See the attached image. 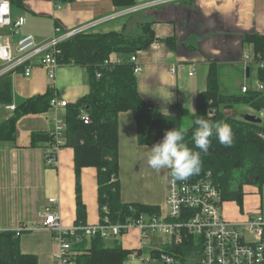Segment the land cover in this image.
<instances>
[{
	"label": "crops",
	"instance_id": "0c3cea01",
	"mask_svg": "<svg viewBox=\"0 0 264 264\" xmlns=\"http://www.w3.org/2000/svg\"><path fill=\"white\" fill-rule=\"evenodd\" d=\"M150 1L153 0H136V3L142 5ZM27 3L29 14L27 18L23 16L26 24L22 33L32 34L39 41L50 38L56 26L62 31L75 30L108 16L115 18L99 26V32L124 31L134 35L141 25L152 23L157 41L148 50L139 53L138 60L143 71L137 79L144 100L150 106L160 108L166 115H176L171 107L178 103L193 113L197 96L206 89L211 63H217L225 77L232 75L235 78L233 87L228 85L229 79L225 78L228 91L236 88L238 91L245 85L253 87L258 81L257 69L250 67L247 75L243 65V56L254 52L252 46L244 44V37L248 34L264 36V0H184L132 14L117 9L112 0H76L73 3H59L60 8L51 0ZM167 38L177 41L175 49L163 41ZM181 61L196 62L198 71L195 75L189 77L187 71H182L172 76L170 67ZM254 74L256 81L248 83L249 79L253 80ZM238 75L243 79L239 80ZM10 79L13 102L10 105L0 102V124L14 112L7 109L8 106L17 107L32 97L45 94L49 89H53L60 99L69 104H75L90 92L86 69L75 64L60 66L53 80L41 67L35 68L30 77L17 74ZM233 110V115L232 110L228 112L229 116L244 121L245 116H257L258 113L247 105L241 107L243 113L236 108ZM55 115L54 111L49 110L44 114L23 116L16 125V140L0 141V233L15 232L20 226L26 227L27 230L19 236L20 250L25 255L37 256L38 264H56L54 255L58 245L52 232L28 228L41 224L48 207L60 213L64 227H75L76 221L73 148L64 147L59 152L57 168H49L45 164L49 142L32 145L33 134L51 132ZM261 124L264 126L263 120ZM119 127L122 201L166 209L169 170L158 173L149 167L147 160L152 147L139 144L131 113L120 114ZM97 177L96 168L88 167L81 171L87 226L100 223ZM50 199H56V204H51ZM263 200L264 186H245L243 205L226 201L223 214L227 220L235 222L247 220L256 214L264 216ZM152 243H156V240ZM105 244L108 247L119 245L134 252L143 247V238L138 229H131L120 237L107 240ZM143 253L148 255L149 249L143 250ZM123 264L144 263L129 258ZM149 264L162 263L155 261Z\"/></svg>",
	"mask_w": 264,
	"mask_h": 264
},
{
	"label": "trees",
	"instance_id": "16d2710c",
	"mask_svg": "<svg viewBox=\"0 0 264 264\" xmlns=\"http://www.w3.org/2000/svg\"><path fill=\"white\" fill-rule=\"evenodd\" d=\"M32 0H10L14 8H24ZM76 0H55L57 3H73ZM119 10H127L137 5L136 0H112ZM157 41L152 23L141 25L139 32L130 35L124 31L88 32L78 34L60 45L61 66L75 64L86 69L90 92L66 109V146L75 153L76 174V221L75 227L79 241H74L76 264H123L132 251L122 246L108 247L100 234L86 237L87 207L83 201L81 171L93 167L98 171V200L100 221L106 217L112 224H125L129 219L141 214L160 215L161 208L139 203L127 204L121 198L119 117L122 113H131L134 117L138 142L153 147L162 141L165 132L183 127L186 130V143L195 151L192 140L195 120L204 119L228 122L235 133L231 147L222 145L216 136L207 154L201 152L203 168L199 175L190 179L198 180L208 173L212 174L225 201L243 205L244 187L248 185L264 186V126L229 116L228 112L236 105H247L256 112L264 110V91L250 90L247 93L224 92L219 80L220 67L211 63L207 76L206 89L196 98L195 112L191 113L180 103L171 109L176 115H166L160 108L150 106L139 91L134 63L131 57L137 52L148 50ZM168 47L175 49L174 38L163 40ZM244 44L253 47L254 53L264 58V36L248 34ZM115 58L123 60L120 64L105 66L106 61ZM100 74V78L97 77ZM257 78L264 83V70H257ZM56 95L53 89L18 105L11 117L0 124V141L16 140L17 122L26 115L44 114L50 110V103ZM210 101V103L208 102ZM0 102L10 105L13 102L12 81L10 77L0 81ZM216 112L211 115V111ZM228 111V112H227ZM86 112L91 122L85 124L81 119ZM187 121V125L184 123ZM49 142L51 133H35L32 145ZM169 170V176H171ZM172 177V176H171ZM107 207L103 213L102 208ZM195 236H186L183 243H172L164 252L173 256L179 264H200ZM153 256H156L153 253ZM158 257V256H157ZM0 264H38L35 255H25L20 250L19 236L15 232L0 233Z\"/></svg>",
	"mask_w": 264,
	"mask_h": 264
},
{
	"label": "built area",
	"instance_id": "2783aa9c",
	"mask_svg": "<svg viewBox=\"0 0 264 264\" xmlns=\"http://www.w3.org/2000/svg\"><path fill=\"white\" fill-rule=\"evenodd\" d=\"M55 3L60 8L59 3ZM184 0H153L142 5L122 11L132 14L140 10L158 7L167 3ZM122 15V14H121ZM115 16H108L75 30L62 31L59 26L54 28L53 35L39 41L32 34H23L26 19L23 16L13 18V7L10 0H0V81L6 77L21 74L30 77L35 68L45 69L51 80L55 78L61 66L59 56L60 45L81 33H86L103 23L113 20ZM137 52L131 57L134 63V74L139 76L143 68L138 60ZM123 62L119 58L106 61L105 66L116 65ZM245 68L255 67L264 70V58L258 54L246 53L243 56ZM196 62H179L173 64L169 73L176 76L182 71H187L188 76L195 75ZM100 78V74H97ZM250 90L264 91V83L257 81L255 86H243L242 93ZM70 104L60 99L57 95L50 103V110L55 112L54 126L51 130L53 142L45 153V164L49 168H57L59 152L66 146V109ZM15 106L7 109L14 111ZM213 109L210 113L214 114ZM257 117L264 118V110L257 113ZM81 119L89 124L91 119L83 112ZM226 201L218 185L214 182L212 174L198 180L176 181L169 176L166 209L160 215L141 214L137 218L129 219L125 224H112L105 216L99 224L83 228L86 237L91 238L100 234L105 240L114 239L138 229L143 238V247L131 253V259H136L144 264L160 262L162 264H179L164 249L172 243L181 244L187 236H195L198 247L200 264H264V216L256 214L247 220L229 221L223 214V204ZM51 204H56V199H50ZM107 207L102 208L106 213ZM46 229L54 234L58 250L54 255L56 264H76L77 255L73 250L75 239L79 241L77 227L67 228L61 222L60 213L48 207L41 224L28 230ZM26 227L20 226L15 233L20 236ZM156 240V243H152ZM149 249L148 255L143 250ZM153 253L156 256H153ZM158 256V257H157Z\"/></svg>",
	"mask_w": 264,
	"mask_h": 264
},
{
	"label": "clouds",
	"instance_id": "9594fccd",
	"mask_svg": "<svg viewBox=\"0 0 264 264\" xmlns=\"http://www.w3.org/2000/svg\"><path fill=\"white\" fill-rule=\"evenodd\" d=\"M210 103V101H208ZM192 140L193 150L186 143V130L175 128L165 132L162 141L157 142L148 154V165L156 172L171 170L170 174L176 181H187L192 176L199 175L203 168L201 152L207 154L212 146V138L216 136L219 142L231 147L234 143L235 133L232 126L225 121L213 122L203 117L195 120Z\"/></svg>",
	"mask_w": 264,
	"mask_h": 264
},
{
	"label": "rangeland",
	"instance_id": "374dc122",
	"mask_svg": "<svg viewBox=\"0 0 264 264\" xmlns=\"http://www.w3.org/2000/svg\"><path fill=\"white\" fill-rule=\"evenodd\" d=\"M27 5H29L28 3L26 4V6ZM24 7V8H14L13 9V18L14 19H16V18H18L19 16H25L26 18H27V14H29V9L27 8V7ZM26 9V10H25ZM28 11V12H27ZM98 27H96V28H94V29H92V30H90V31H88V32H98ZM88 32H86V33H88ZM138 33V32H137ZM137 33H135V34H137ZM81 34H83V33H81ZM134 34V35H135ZM143 68V67H142ZM202 69V68H201ZM198 71V70H197ZM201 71V70H200ZM253 72L254 73H256L255 72V70L253 69ZM235 73V72H234ZM200 75V74H199ZM242 75V74H241ZM238 77V79L239 80H242L243 78H241V76H237ZM225 78H228L229 79V81H227V83H228V85L230 84V87H233V85H235L236 83H235V78L232 76V75H229V77H225L224 76V74H221V73H219V80H220V82H221V86H222V89H223V91H225V92H230V93H239L240 91H241V89H238V91H237V88L236 89H234V90H232V89H230L231 91H228V90H226V87H225V84H224V81H225ZM256 81V77H255V74L253 75V80L251 81V79H249L247 82L248 83H254ZM193 105H194V103H193ZM244 105H236L235 106V108L237 109V110H240L241 109V107H243ZM193 112L195 111V110H192ZM228 112V111H227ZM240 113H243V111H239ZM233 113H234V110H232V115H233ZM231 115V116H232ZM256 115H257V113H256ZM263 120V124H264V118L262 119ZM187 125V121L184 123V126H186ZM263 209H264V200H263ZM109 241V240H108ZM107 242V241H106ZM110 243V242H109ZM108 243V244H109Z\"/></svg>",
	"mask_w": 264,
	"mask_h": 264
},
{
	"label": "water",
	"instance_id": "95a60500",
	"mask_svg": "<svg viewBox=\"0 0 264 264\" xmlns=\"http://www.w3.org/2000/svg\"><path fill=\"white\" fill-rule=\"evenodd\" d=\"M246 72H247V75H249L250 68H247ZM245 121L246 122H250V123H256V124H261L262 123V120L260 118H258L257 116H254V115L245 116Z\"/></svg>",
	"mask_w": 264,
	"mask_h": 264
}]
</instances>
